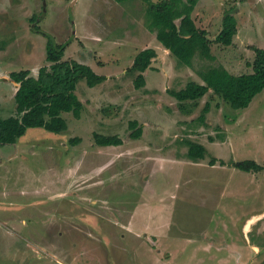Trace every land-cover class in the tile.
<instances>
[{"label": "rangeland", "instance_id": "374dc122", "mask_svg": "<svg viewBox=\"0 0 264 264\" xmlns=\"http://www.w3.org/2000/svg\"><path fill=\"white\" fill-rule=\"evenodd\" d=\"M158 1L0 0V119L15 115L11 73L37 76L49 65L48 38L65 46L62 60L105 77L92 88L78 82L83 110L79 119L62 114L65 133L30 128L0 146V264H201L212 243L240 248L237 264H264V222L256 221L264 170L231 165L264 166V93L244 110L212 91L183 103L170 94L203 84L212 67L250 73L252 48L264 49V0H198L192 17L208 36L226 12L237 34L232 46H212L213 60L196 54L190 66L149 29L148 2ZM147 48L157 57L136 89L128 70ZM94 134L122 144L99 146ZM188 143L203 146L204 159H190Z\"/></svg>", "mask_w": 264, "mask_h": 264}, {"label": "trees", "instance_id": "16d2710c", "mask_svg": "<svg viewBox=\"0 0 264 264\" xmlns=\"http://www.w3.org/2000/svg\"><path fill=\"white\" fill-rule=\"evenodd\" d=\"M197 2L198 0L148 2L147 10L151 16L149 29L155 30L152 31L157 41L185 66L191 65L196 54L205 60H213L212 46H232L237 34V21L234 15L226 12L221 30L214 39L208 38L207 31L199 28L192 17ZM252 49L254 58L246 63L250 73L234 75L223 66L212 67L201 74L203 84L190 82L179 91H171V96L179 103L196 102L212 91L233 110L247 109L257 95L264 93V49ZM64 51V45L55 44L48 38V66L41 67L37 76H32L28 70L11 73V80L18 84L15 93L16 109L14 116L0 119V146L15 144L30 128L63 134L67 130V123L62 114L69 113L77 119L81 117L83 105L75 95L76 85L80 80H85L92 88L102 83L105 77L97 75L87 65L62 60ZM156 56L157 52L152 48L144 49L135 56L128 71L137 73L134 80L136 89L145 85L143 73L151 67ZM208 110L209 105L206 104L202 109L203 114L198 118L200 121H203ZM132 125L135 126V123ZM140 134L141 130L138 129L132 136L138 138ZM94 140L103 147L122 144L118 136L94 134ZM78 141L72 139L70 143L75 145ZM188 156L190 159L202 160L205 149L201 145L190 143ZM215 162V159H211L209 164L213 166ZM231 165L246 173L264 170V166L251 160L233 162Z\"/></svg>", "mask_w": 264, "mask_h": 264}, {"label": "crops", "instance_id": "0c3cea01", "mask_svg": "<svg viewBox=\"0 0 264 264\" xmlns=\"http://www.w3.org/2000/svg\"><path fill=\"white\" fill-rule=\"evenodd\" d=\"M206 20L209 21V20H212V18L211 19L207 18ZM215 36L216 35H211L210 36V34H209L208 38L214 39ZM214 238H216V237H214ZM224 240H225V238H224ZM252 249L254 250V253H255L256 252V248L252 247ZM206 251H207L206 253H208L207 254L208 258H207V260H202L201 264H237L236 263V258H235L236 256L234 255V252L242 254L240 248L236 247V249H235V248H232V247H228V249H225V248L221 249L218 246L214 245L213 243H212V245L208 244V246L206 248ZM213 254H216V257L218 256L217 254H219V257L216 260H210V257ZM224 254H226L225 257H224L226 259H224V258L221 259V256L224 255ZM172 263L173 262H171L169 264H172Z\"/></svg>", "mask_w": 264, "mask_h": 264}, {"label": "flooded vegetation", "instance_id": "af4514ba", "mask_svg": "<svg viewBox=\"0 0 264 264\" xmlns=\"http://www.w3.org/2000/svg\"><path fill=\"white\" fill-rule=\"evenodd\" d=\"M157 57V56H156ZM256 221H261V222H264V216H262V218H260V219H258V218H256ZM262 228H263V224H262ZM261 228V229H262ZM264 229V228H263ZM264 232V231H263Z\"/></svg>", "mask_w": 264, "mask_h": 264}, {"label": "water", "instance_id": "95a60500", "mask_svg": "<svg viewBox=\"0 0 264 264\" xmlns=\"http://www.w3.org/2000/svg\"><path fill=\"white\" fill-rule=\"evenodd\" d=\"M18 85V84H17Z\"/></svg>", "mask_w": 264, "mask_h": 264}]
</instances>
